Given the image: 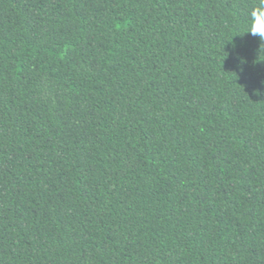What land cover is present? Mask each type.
I'll list each match as a JSON object with an SVG mask.
<instances>
[{
	"label": "trees",
	"instance_id": "16d2710c",
	"mask_svg": "<svg viewBox=\"0 0 264 264\" xmlns=\"http://www.w3.org/2000/svg\"><path fill=\"white\" fill-rule=\"evenodd\" d=\"M264 0H0V264H264Z\"/></svg>",
	"mask_w": 264,
	"mask_h": 264
},
{
	"label": "clouds",
	"instance_id": "9594fccd",
	"mask_svg": "<svg viewBox=\"0 0 264 264\" xmlns=\"http://www.w3.org/2000/svg\"><path fill=\"white\" fill-rule=\"evenodd\" d=\"M243 33L258 36L264 42V3L249 12Z\"/></svg>",
	"mask_w": 264,
	"mask_h": 264
}]
</instances>
